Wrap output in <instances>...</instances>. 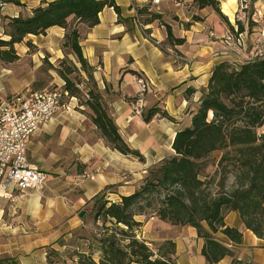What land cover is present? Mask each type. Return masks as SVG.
Returning <instances> with one entry per match:
<instances>
[{
  "label": "crops",
  "instance_id": "crops-1",
  "mask_svg": "<svg viewBox=\"0 0 264 264\" xmlns=\"http://www.w3.org/2000/svg\"><path fill=\"white\" fill-rule=\"evenodd\" d=\"M3 1L0 35L7 17H28L42 2L53 0ZM114 1L120 7V15L113 8H106L95 27L78 24L80 45L107 112L122 137L142 154L143 160L110 147L92 122L90 109L78 99L71 100L72 116L58 112L28 141L30 163L49 175L44 188L22 194L8 186L11 192L6 195L2 188L5 181L0 180V260L12 258L19 264H49L48 251L58 246L56 250L65 248L58 245L60 238L69 239L81 230L82 214L98 196L104 195L109 203L121 202L122 197L140 189L153 167L175 154L176 133L190 126L193 112L198 110L218 64L240 66L264 50V28L262 35L257 24L246 23L239 0L217 1L227 19L234 18L231 25L247 26L241 33L242 44L236 43L239 35L227 42L226 37L232 31L226 17L212 7L199 9L193 0L185 8L176 7L173 0H161L157 5L152 0ZM136 7L148 8L146 12L160 19L143 22V28L135 21ZM260 11L264 13L263 9ZM194 17L201 20L195 21ZM166 25L172 28L175 38L185 40L183 44L168 43ZM65 35V28L54 26L44 35H29L17 44L20 56L17 63L24 67L17 71L11 70L13 65L2 66L0 97L41 91L57 82L45 84L38 79L45 74L48 64L56 66L64 58ZM28 41L33 50L26 45ZM140 76L150 86L144 112L137 116L132 104L140 90L137 81ZM12 77L19 79L18 87L16 82L11 83ZM156 106L173 120L156 114L146 121V115ZM4 196L7 200L1 199ZM136 220L142 223L137 237L151 247L168 240L176 244L177 264H208L202 254L205 240L199 237L196 228L172 225L156 215L137 216ZM225 222L240 230L243 240L241 244H233L225 235L214 234L234 252L233 257L227 256L216 264H234V259L243 264H264V238L247 229L238 212H230ZM204 226L209 230L207 224ZM94 254L98 262L101 252L97 249Z\"/></svg>",
  "mask_w": 264,
  "mask_h": 264
},
{
  "label": "trees",
  "instance_id": "trees-1",
  "mask_svg": "<svg viewBox=\"0 0 264 264\" xmlns=\"http://www.w3.org/2000/svg\"><path fill=\"white\" fill-rule=\"evenodd\" d=\"M193 2L199 9L212 7L226 17L217 0ZM106 8H113L118 15L121 14L114 0H53L42 2L28 17H7L0 35V61H18L20 56L16 45L29 35H44L54 26L65 28L63 48L71 49L78 63L90 72L89 78L93 81L94 87L87 93L89 97L81 104L90 109L92 122L110 147L143 160L142 154L122 137L107 112L92 77V67L80 45L78 24L95 27ZM145 11L142 9L139 13ZM152 17L145 22L160 19L156 14ZM194 18L195 21L201 20ZM225 19L234 35L245 31L241 26L235 28L231 25L227 17ZM70 20L76 22L72 28ZM166 32L168 43H184V39L174 37L168 25ZM26 45L33 48L30 41ZM59 74L64 80V89L71 96L79 97L75 82L64 71ZM156 114L173 120L157 106L148 112L145 120L149 122ZM173 149L175 154L153 167L135 194L122 197L119 203H109L104 195L95 199L96 218H105L116 230L113 235L98 241L97 249L101 252L98 262L94 259V251H86L80 264H177L176 244L172 240L151 247L137 237L136 232L142 223L136 217L145 215L148 209L152 211L151 215L172 225L196 228L199 237L205 240L202 254L208 264L234 256V252L214 234L225 235L233 244L242 243V232L225 222L230 212H238L245 227L257 237L264 238V57L256 56L240 66L223 62L214 68L199 108L193 112L190 126L176 133ZM217 152H221L218 167L226 165L222 168L221 186L214 191L213 182L208 180L205 172L208 160ZM229 166L232 168L228 169ZM229 174L234 176L235 182L227 188L225 182ZM233 263L243 264L235 259ZM0 264L19 263L5 258Z\"/></svg>",
  "mask_w": 264,
  "mask_h": 264
},
{
  "label": "built area",
  "instance_id": "built-area-1",
  "mask_svg": "<svg viewBox=\"0 0 264 264\" xmlns=\"http://www.w3.org/2000/svg\"><path fill=\"white\" fill-rule=\"evenodd\" d=\"M161 0H152V4H160ZM178 8H185L191 0H173ZM148 2V0H145ZM245 0H241L242 8ZM5 2L0 0V8ZM264 13L256 10L252 15L255 23L261 22ZM136 23L145 27L139 18ZM241 35L236 41L242 44ZM235 39L233 33L226 37L227 42ZM257 56L264 57V53ZM140 90L133 101V114L141 116L146 106V97L149 92V82L143 76L137 79ZM88 98L89 96L85 94ZM69 99V102L67 100ZM77 100L63 87L17 93L7 97H0V180H4L3 190L7 193L8 186H12L22 194L34 190L40 191L48 181L49 175L44 170L30 163L27 155L29 138L47 125L62 111L68 116L73 115L74 108L71 100ZM87 176V175H86Z\"/></svg>",
  "mask_w": 264,
  "mask_h": 264
},
{
  "label": "rangeland",
  "instance_id": "rangeland-1",
  "mask_svg": "<svg viewBox=\"0 0 264 264\" xmlns=\"http://www.w3.org/2000/svg\"><path fill=\"white\" fill-rule=\"evenodd\" d=\"M148 3V2H147ZM240 3V8L241 10L245 13V21L247 24H254L252 20V15L255 13L256 10H262L264 11V0H247L244 2V7L242 8L241 6V0H239ZM150 5H152L150 3ZM137 8V7H136ZM148 9V8H144ZM221 12L224 14L222 11V7H220ZM139 10H142L141 8H137L136 10V16L135 19L139 18V20L143 23L147 19L153 18V14L148 13L145 11L144 14H140ZM234 18L232 17V20H229V23H234L233 22ZM74 21L70 23V28L74 26ZM257 24L258 33H262L263 35V28H264V17L259 23ZM243 27H247L246 25ZM246 29V28H245ZM252 33V32H251ZM264 41V40H262ZM33 50L32 48H30ZM62 50L64 53V58L56 63V66L52 64H48L45 68V74L42 75L39 81H43V83H47L54 80H57V82H52L53 84H50L47 89H52L56 87H63L64 88V80L60 76L59 72L64 71L70 79H72L77 88L79 89V97L77 96V99L80 103H83L86 101L87 97L85 94L88 93L89 89H92L93 86V81L89 78L90 72L87 70H84L81 64L78 63V60L76 56L73 54L71 49L63 48L62 44ZM258 53H264V50L259 51ZM258 55V54H257ZM61 61H64L61 63ZM18 61L14 63H4L0 61V74L2 73V66L3 65H13L11 70H19L20 67H24L22 64H18ZM48 70H51L52 73L49 74ZM48 76H47V75ZM11 83L13 84L16 82V86L18 87L19 79H14L13 77L10 78ZM60 83V84H56ZM17 87H13V90H20L17 89ZM18 93V92H17ZM20 93V92H19ZM5 95L6 93H2ZM221 158V152L215 153L210 159L208 160V168L206 169L205 174L208 175L210 182H213L211 187L213 188L214 191L219 189V186H221V177H222V168L226 165V163L223 164V166L218 167L219 160ZM232 167L229 166L228 169H231ZM149 175V174H148ZM211 178V179H210ZM235 182V178L233 175L229 174L228 178L225 182V186L227 188L231 187ZM16 191V190H15ZM10 190H7V193L10 194ZM14 192V191H13ZM14 195L13 193H11ZM15 196V195H14ZM11 197L10 199H12ZM1 199H6V196ZM9 199V198H8ZM95 203L92 205L88 206L84 212H83V222L84 226L81 228V230H78L71 238L69 239H64L63 237L60 238L58 245L60 246H65L63 250H56L58 247L53 248L52 250L48 251V261L49 264H80L82 261V256L84 251H96L97 246H98V241L103 239L104 237H108L113 235L114 230H116V227L108 220H105V218H96L95 214ZM152 213L151 210H147L145 216L148 217ZM144 216V215H143ZM124 227V226H123ZM140 239V238H139ZM143 240V239H141ZM85 243L88 244V246L85 245ZM155 248V247H154ZM95 256V254H94Z\"/></svg>",
  "mask_w": 264,
  "mask_h": 264
},
{
  "label": "water",
  "instance_id": "water-1",
  "mask_svg": "<svg viewBox=\"0 0 264 264\" xmlns=\"http://www.w3.org/2000/svg\"><path fill=\"white\" fill-rule=\"evenodd\" d=\"M82 216H83V214H82Z\"/></svg>",
  "mask_w": 264,
  "mask_h": 264
}]
</instances>
